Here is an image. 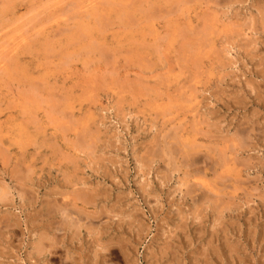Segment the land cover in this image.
Masks as SVG:
<instances>
[{
	"label": "rangeland",
	"instance_id": "374dc122",
	"mask_svg": "<svg viewBox=\"0 0 264 264\" xmlns=\"http://www.w3.org/2000/svg\"><path fill=\"white\" fill-rule=\"evenodd\" d=\"M0 69V264H264V0H0Z\"/></svg>",
	"mask_w": 264,
	"mask_h": 264
},
{
	"label": "bare ground",
	"instance_id": "6f19581e",
	"mask_svg": "<svg viewBox=\"0 0 264 264\" xmlns=\"http://www.w3.org/2000/svg\"><path fill=\"white\" fill-rule=\"evenodd\" d=\"M83 1V0H82ZM121 3V2H120ZM88 4V3H87ZM96 4V3H95ZM109 4V3H108ZM58 5V4H57ZM74 5V4H73ZM112 5H113V3H112ZM79 6V5H78ZM88 6H89V4H88ZM217 6V5H216ZM76 7V6H75ZM92 7V6H91ZM99 7V6H98ZM121 7H122V5H121ZM106 8V7H105ZM126 8V7H125ZM209 8V7H208ZM93 9V8H92ZM103 10V9H102ZM126 10V9H125ZM105 11H107V10H105ZM69 12V11H68ZM85 12V11H84ZM111 12V11H110ZM180 12V11H179ZM25 13V12H24ZM77 13V12H76ZM81 13V12H80ZM93 13V12H92ZM99 13V12H98ZM71 14H72V12H71ZM116 14V13H115ZM124 14V13H123ZM152 14V13H151ZM188 14V13H187ZM24 15V14H23ZM75 15V13L73 14V16ZM88 15V14H87ZM90 15V14H89ZM94 15V14H93ZM82 16V15H81ZM91 16V15H90ZM67 17V16H66ZM72 17V16H71ZM80 17V16H79ZM102 17L104 18V15H102ZM102 17L100 18V19H102ZM52 18V17H51ZM98 17H96V19H97ZM117 18V17H116ZM115 18V19H116ZM84 19V18H83ZM82 19V20H83ZM105 19H107V18H105ZM111 19V18H110ZM136 19V18H135ZM74 20H76V19H74ZM98 20V19H97ZM166 20V19H165ZM118 21V20H117ZM99 22H100V20H99ZM99 22H98V24H99ZM114 22V21H113ZM149 22V21H148ZM53 23V22H52ZM112 23V22H111ZM116 23V22H115ZM132 23V22H131ZM130 23V24H131ZM143 23V22H142ZM67 24V23H66ZM97 24V25H98ZM205 24V23H204ZM210 24V23H209ZM89 25V24H88ZM93 26V25H92ZM95 26V25H94ZM103 26V25H102ZM106 26H107V23H106ZM74 27V26H73ZM100 27H101V25H100ZM149 27V26H148ZM63 28V27H62ZM79 28V27H78ZM93 28V27H92ZM91 28V29H92ZM105 28V27H104ZM127 28V27H126ZM76 29V28H75ZM177 29V28H176ZM207 29V28H206ZM80 30V29H79ZM82 30V29H81ZM121 30V29H120ZM89 31V30H88ZM195 31V30H194ZM35 33V32H34ZM37 33V32H36ZM66 33V32H65ZM68 33V32H67ZM92 33V32H91ZM39 35V34H38ZM71 35H73V34H71ZM98 35H99V33H98ZM186 35V34H185ZM58 36V35H57ZM197 36V35H196ZM37 37V36H36ZM53 37V36H52ZM93 37V36H92ZM192 37V36H191ZM76 38V37H75ZM185 38V37H184ZM41 39V38H40ZM101 39V38H100ZM193 39V38H192ZM198 39V38H197ZM82 40V39H81ZM51 41V40H50ZM133 41H134V39H133ZM201 41V40H200ZM99 42V41H98ZM51 43V42H50ZM78 43V42H77ZM22 44V43H21ZM38 44V43H37ZM40 44V43H39ZM76 44V43H75ZM102 44V43H101ZM13 45V44H12ZM48 45V44H47ZM129 46V45H128ZM184 46V45H183ZM202 46V45H201ZM59 47V46H58ZM99 47V46H98ZM101 47V46H100ZM107 47V46H106ZM199 47H200V45H199ZM45 48V47H44ZM43 48V49H44ZM136 48V47H135ZM41 49V48H40ZM189 49H190V47H189ZM16 50V49H15ZM116 50V49H115ZM126 50H127V47H126ZM183 50V49H182ZM181 50V51H182ZM188 50V49H187ZM8 51V50H7ZM80 51V50H79ZM120 51V50H119ZM191 51V50H190ZM113 52H116V51H113ZM184 53H186L185 51H183ZM182 52V53H183ZM192 52V51H191ZM48 53V52H47ZM87 53V52H86ZM99 53H100V51H99ZM138 53V52H137ZM188 53H190V52H188ZM10 54V53H9ZM32 54V53H31ZM77 54V53H76ZM75 54V55H76ZM30 55V54H29ZM51 55V54H50ZM47 57V56H46ZM75 57V56H74ZM105 57H107V56H105ZM192 57V56H191ZM25 58V57H24ZM23 58V59H24ZM26 59V58H25ZM50 59V58H49ZM197 59V58H196ZM6 60H8V58L6 59ZM26 61V60H25ZM40 61V60H39ZM18 62H20V61H18ZM10 63V62H9ZM18 64V63H17ZM12 65V64H11ZM39 65H41V64H39ZM197 65V64H196ZM200 66V65H199ZM21 67V66H20ZM186 67V66H185ZM1 70V69H0ZM4 70V69H3ZM13 71V70H12ZM2 74H3V72H2ZM5 77V76H4ZM175 81V80H174ZM36 82V81H35ZM32 83V82H31ZM39 83V82H38ZM50 89V88H49ZM35 90V89H34ZM41 90V89H40ZM42 91V90H41ZM145 91V90H144ZM34 92V91H33ZM47 93V92H46ZM151 93V92H150ZM26 94V93H25ZM31 94V93H30ZM46 95V94H45ZM28 97V96H27ZM31 99V98H30ZM32 100V99H31ZM35 100V99H34ZM27 105V104H26ZM63 107V106H62ZM168 109V108H167ZM59 110V109H58ZM51 111V110H50ZM57 112V111H56ZM54 113V112H53ZM30 114V113H29ZM184 118H185V116H184ZM69 120V119H68ZM5 122V121H4ZM174 127V126H173ZM180 128V127H179ZM79 132V131H78ZM165 135V134H164ZM174 135V134H173ZM196 138V137H195ZM216 138V137H215ZM87 140V139H86ZM176 140H177V138H176ZM13 141V140H12ZM160 143V142H159ZM172 143V142H171ZM174 143V142H173ZM180 144V143H179ZM197 144H199V143H197ZM229 144V143H228ZM233 144V143H232ZM201 145V144H200ZM240 145V144H239ZM174 146H175V144H174ZM187 146V145H186ZM215 146V145H214ZM176 148V147H175ZM180 148V147H179ZM157 149V148H156ZM216 150V149H215ZM180 151V150H179ZM190 150H188V152H189ZM199 151V150H198ZM193 152V151H192ZM203 152V151H202ZM173 153V152H172ZM198 153V152H197ZM219 153V152H218ZM227 153V152H226ZM170 154V153H169ZM152 155V154H151ZM153 155H154V153H153ZM172 155V154H171ZM187 156V155H186ZM194 156V155H193ZM221 157V156H220ZM158 158V157H157ZM185 158V157H184ZM183 158V159H184ZM207 158V157H206ZM165 159V158H164ZM168 161H169V158L167 159ZM191 160H193V159H191ZM218 161V160H217ZM33 163V162H32ZM214 163V162H213ZM234 163V162H233ZM189 165V164H188ZM195 165H197V164H195ZM217 165V164H216ZM236 165V164H235ZM194 166V165H193ZM231 166V165H230ZM171 167H173V166H171ZM179 167V166H178ZM228 167V166H227ZM216 170V169H215ZM187 173V172H186ZM196 173V172H195ZM240 176V175H239ZM240 181V180H239ZM182 183V182H181ZM198 183V182H197ZM83 185V184H82ZM200 185V184H199ZM21 187V186H20ZM213 187V186H212ZM85 188V187H84ZM236 189V188H235ZM210 190V189H209ZM76 193H77V191H75ZM89 192V191H88ZM59 193V192H58ZM64 193V192H63ZM73 193V192H72ZM94 193V192H93ZM69 194V193H68ZM75 194V193H74ZM77 195H79V192H78V194ZM74 196V195H73ZM81 196V195H80ZM77 197V198H76ZM75 198L78 200V199H81V197H78V196H76ZM99 197V196H98ZM83 198V197H82ZM85 201V200H84ZM80 202V201H79ZM88 203V202H87ZM90 204V203H89ZM201 204V203H200ZM66 207V206H65ZM62 208V206H60V208L59 209H61ZM67 208V207H66ZM58 208H57V210H59ZM45 210V209H44ZM46 210H47V208H46ZM63 210V209H62ZM65 210V209H64ZM72 210V209H71ZM68 213V212H67ZM47 214H50V213H47ZM61 214V213H60ZM63 214V213H62ZM70 216V215H69ZM81 216V215H80ZM58 217H59V215H58ZM73 217V216H72ZM72 217H70V218H72ZM61 219V218H60ZM78 222V221H77ZM71 224H73V222L71 223ZM58 232V231H57ZM43 237V236H42ZM55 239V238H54ZM44 245V244H43ZM47 247V246H46Z\"/></svg>",
	"mask_w": 264,
	"mask_h": 264
}]
</instances>
